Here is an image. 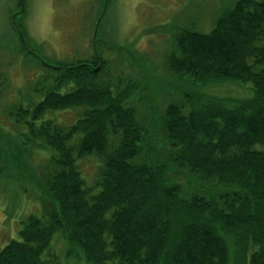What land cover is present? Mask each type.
Instances as JSON below:
<instances>
[{"label":"trees","instance_id":"1","mask_svg":"<svg viewBox=\"0 0 264 264\" xmlns=\"http://www.w3.org/2000/svg\"><path fill=\"white\" fill-rule=\"evenodd\" d=\"M212 24L177 29L164 68L181 87L159 97L130 45L114 48L141 78L125 80L121 65L113 76L98 52L44 65L53 83L11 113L47 153L30 166L42 214L22 218L0 264H50L57 232L87 264H264V0H233ZM226 80L250 82L253 96L204 90ZM66 110L76 119L54 114ZM86 157L99 162L95 187L79 169ZM7 160L0 149V181Z\"/></svg>","mask_w":264,"mask_h":264},{"label":"rangeland","instance_id":"2","mask_svg":"<svg viewBox=\"0 0 264 264\" xmlns=\"http://www.w3.org/2000/svg\"><path fill=\"white\" fill-rule=\"evenodd\" d=\"M23 1L21 5L20 0H0V149L8 158L7 162L12 158L7 176L0 181V249L19 237L22 218L29 213L42 214L41 202L36 197L40 192L31 167L40 166L47 153L27 141V124L17 122L11 113L20 107L30 109L43 97L37 88L53 83L51 79L46 82L41 79L47 70L54 71L44 65L95 59L98 52L110 61L113 76H120L117 72L121 65L125 80L128 74L141 78L134 60L123 65L127 61L123 62L114 48L130 45L139 53L135 59H142L144 69L152 75L149 81L159 93L158 97L163 96L169 89L181 87L180 80L164 68V56L170 50L177 29L195 26L208 31L219 10L233 0ZM204 90L222 98L253 96L250 82L235 80L209 85ZM76 113V110H66L54 114L63 121L72 122ZM51 152L49 149L48 155ZM13 159L23 166L19 169ZM78 163L86 183L94 186L92 177L98 172L97 158L86 157ZM68 247V238L57 232L50 244L53 256L45 251L43 259L50 264L56 259L61 264H87L67 255Z\"/></svg>","mask_w":264,"mask_h":264},{"label":"water","instance_id":"3","mask_svg":"<svg viewBox=\"0 0 264 264\" xmlns=\"http://www.w3.org/2000/svg\"><path fill=\"white\" fill-rule=\"evenodd\" d=\"M22 36V35H21Z\"/></svg>","mask_w":264,"mask_h":264}]
</instances>
